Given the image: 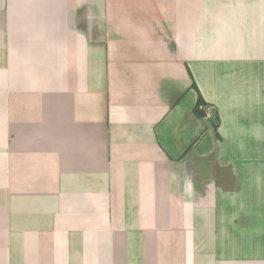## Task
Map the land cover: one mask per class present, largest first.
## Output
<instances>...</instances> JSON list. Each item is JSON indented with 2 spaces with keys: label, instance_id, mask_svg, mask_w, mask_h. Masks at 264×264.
<instances>
[{
  "label": "crops",
  "instance_id": "obj_1",
  "mask_svg": "<svg viewBox=\"0 0 264 264\" xmlns=\"http://www.w3.org/2000/svg\"><path fill=\"white\" fill-rule=\"evenodd\" d=\"M0 264H264V0H0Z\"/></svg>",
  "mask_w": 264,
  "mask_h": 264
},
{
  "label": "trees",
  "instance_id": "obj_2",
  "mask_svg": "<svg viewBox=\"0 0 264 264\" xmlns=\"http://www.w3.org/2000/svg\"><path fill=\"white\" fill-rule=\"evenodd\" d=\"M194 88L198 91L196 85L194 84ZM199 93V98H198V102H197V105L196 107L194 108V112L195 114L200 117V118H204L207 116V112L205 111L204 108H206L208 105L207 103L205 102V100L203 99L202 95L200 94V92L198 91ZM217 118V117H216ZM215 128L217 129L218 128V124L215 122L214 124Z\"/></svg>",
  "mask_w": 264,
  "mask_h": 264
},
{
  "label": "built area",
  "instance_id": "obj_3",
  "mask_svg": "<svg viewBox=\"0 0 264 264\" xmlns=\"http://www.w3.org/2000/svg\"><path fill=\"white\" fill-rule=\"evenodd\" d=\"M212 114V113H211Z\"/></svg>",
  "mask_w": 264,
  "mask_h": 264
}]
</instances>
